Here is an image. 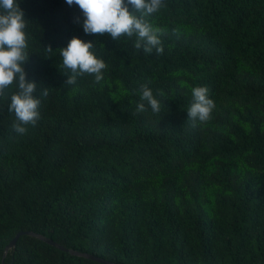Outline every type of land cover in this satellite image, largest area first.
<instances>
[{"label": "trees", "instance_id": "16d2710c", "mask_svg": "<svg viewBox=\"0 0 264 264\" xmlns=\"http://www.w3.org/2000/svg\"><path fill=\"white\" fill-rule=\"evenodd\" d=\"M163 3L146 17L166 30L157 55L135 35L85 34L66 0H18L40 119L15 133L14 81L0 97V264H101L28 235L5 253L23 232L112 264H264V0ZM73 37L106 63L100 83L66 85ZM142 84L159 113L134 114ZM197 86L215 103L204 123L188 119Z\"/></svg>", "mask_w": 264, "mask_h": 264}, {"label": "clouds", "instance_id": "9594fccd", "mask_svg": "<svg viewBox=\"0 0 264 264\" xmlns=\"http://www.w3.org/2000/svg\"><path fill=\"white\" fill-rule=\"evenodd\" d=\"M69 6L78 5L83 13L82 27L85 34H109L114 40L121 36L129 38L135 35L136 49H143L151 54L155 49L157 55L163 53L161 36L166 30L153 26L146 17L157 13L164 7L163 0H66ZM129 5L133 11H129ZM0 97L14 81L18 84V92L11 94L9 112H13L16 123L13 130L18 135L28 132L26 126L35 127L40 119L38 108L41 101L34 96L37 84L26 79L24 69L29 60L26 51L28 37L25 33L26 23L24 13L19 7L18 0H0ZM139 14V15H137ZM79 22V20H77ZM52 51L51 47L47 48ZM93 44L73 37L66 47L59 49L62 66L71 71L66 85H75L78 76L93 75L94 82L100 83L104 79L103 70L107 67L102 59H98L92 51ZM75 91V88H73ZM192 103L188 108V119L194 123L207 122L211 118L215 103L209 98L206 86L192 88ZM140 102L137 103L134 114L144 113L148 107L154 113L161 110V102L154 96L148 84H142L139 89ZM164 95L162 91L159 93ZM43 96L48 95V88L44 87Z\"/></svg>", "mask_w": 264, "mask_h": 264}, {"label": "water", "instance_id": "95a60500", "mask_svg": "<svg viewBox=\"0 0 264 264\" xmlns=\"http://www.w3.org/2000/svg\"><path fill=\"white\" fill-rule=\"evenodd\" d=\"M22 235H28V236H33V237H37L38 239L44 241L45 243L59 249V250H62V251H65V252H68L70 253L71 255H74V256H78V257H83L85 259H88V260H92V261H95L97 263H101V264H112V263H109L107 261H103L101 259H98L92 255H88V254H81V253H77V252H74V251H71V250H66L64 248H62L61 246L55 244L54 242L50 241L49 239H46L42 236H39V235H36L32 232H23V233H18L12 240L11 242L7 245V247L5 248V253L9 250H12L15 248L16 246V242L18 241L19 237L22 236Z\"/></svg>", "mask_w": 264, "mask_h": 264}]
</instances>
